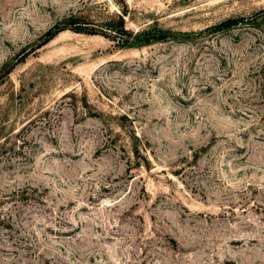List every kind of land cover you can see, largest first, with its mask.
Wrapping results in <instances>:
<instances>
[{
    "label": "rangeland",
    "instance_id": "1",
    "mask_svg": "<svg viewBox=\"0 0 264 264\" xmlns=\"http://www.w3.org/2000/svg\"><path fill=\"white\" fill-rule=\"evenodd\" d=\"M263 7L0 0V264H264Z\"/></svg>",
    "mask_w": 264,
    "mask_h": 264
},
{
    "label": "trees",
    "instance_id": "2",
    "mask_svg": "<svg viewBox=\"0 0 264 264\" xmlns=\"http://www.w3.org/2000/svg\"><path fill=\"white\" fill-rule=\"evenodd\" d=\"M247 19H253L254 21H257L258 19L264 20V7L262 9H260L258 12H256L255 14H253V16H251ZM244 20H245L244 17L229 18V19H226V20L220 22L219 24H217L215 27H213V29L222 30V29L227 28V27L229 28L232 26H236L241 21H244ZM118 25H119V29H121V31H124V32L126 31V30H124V20L121 16H120V23ZM61 29H66V27H61ZM165 37L166 36L163 32H161L159 34L151 33V34H148V36L145 35L144 37H141L139 41L149 42L152 40L164 39ZM9 70L10 69L7 68V71H9Z\"/></svg>",
    "mask_w": 264,
    "mask_h": 264
}]
</instances>
